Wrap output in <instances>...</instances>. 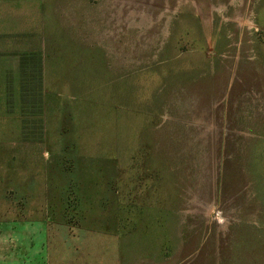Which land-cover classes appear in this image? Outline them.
Masks as SVG:
<instances>
[{"label": "rangeland", "instance_id": "374dc122", "mask_svg": "<svg viewBox=\"0 0 264 264\" xmlns=\"http://www.w3.org/2000/svg\"><path fill=\"white\" fill-rule=\"evenodd\" d=\"M57 2L79 43L49 76L44 144L9 147L16 193L25 152L40 162L56 144L63 205L48 211L105 224L113 251L99 264H264V0ZM83 166L95 192L117 168L122 203H80Z\"/></svg>", "mask_w": 264, "mask_h": 264}, {"label": "crops", "instance_id": "0c3cea01", "mask_svg": "<svg viewBox=\"0 0 264 264\" xmlns=\"http://www.w3.org/2000/svg\"><path fill=\"white\" fill-rule=\"evenodd\" d=\"M56 1L0 0V264H99L100 256L105 258L113 251V235L109 229L105 230L104 223L101 227L92 224L95 214L79 213L70 223L62 208L55 213L48 211L49 205H63L62 170L53 164L56 144L38 151L40 162H36V150L25 152L28 181L21 184L22 193H16L17 184L12 181L16 173V152L9 147L15 145L19 135L25 144H34V147L42 146L46 138L33 134L25 138L23 123L31 115L23 112V69L30 66L33 58L42 64L45 122L48 97L53 91L49 76H59L61 64L68 65L77 52L79 42L73 40L70 28L59 22L57 14L64 9ZM75 8L78 10L79 6ZM69 11L75 10L72 7ZM67 53L70 55L66 58ZM52 104L56 112L63 111L61 101L55 100ZM43 162L46 165L40 167L39 163ZM89 173L83 166L72 182L80 203L90 207L97 196L103 200L116 199V205L122 203L118 200L121 193L116 191L121 187L117 168L108 171L109 179L101 184L100 192L94 191L88 180ZM18 197H23L26 204L23 212L16 209ZM42 206L47 208L44 210ZM98 219L105 222L104 217Z\"/></svg>", "mask_w": 264, "mask_h": 264}, {"label": "trees", "instance_id": "16d2710c", "mask_svg": "<svg viewBox=\"0 0 264 264\" xmlns=\"http://www.w3.org/2000/svg\"><path fill=\"white\" fill-rule=\"evenodd\" d=\"M23 112L25 115H31L30 119H33L32 125L38 127V137L41 139L45 133V122L43 118V75H42V64L37 59L33 58L30 62V66L23 69ZM33 86V87H32ZM37 107V108H35ZM25 118L23 123V131L25 138L29 135V122Z\"/></svg>", "mask_w": 264, "mask_h": 264}]
</instances>
